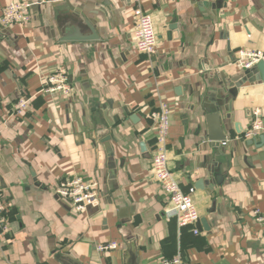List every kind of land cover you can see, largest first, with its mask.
<instances>
[{
    "label": "crops",
    "instance_id": "crops-1",
    "mask_svg": "<svg viewBox=\"0 0 264 264\" xmlns=\"http://www.w3.org/2000/svg\"><path fill=\"white\" fill-rule=\"evenodd\" d=\"M21 1L29 24L0 25V192L11 205L0 264H264L253 215L264 218V82L234 64L242 49L264 52V0H140L157 36L150 56L134 51L131 0ZM56 70L69 95L40 93L39 73ZM20 99L28 109L12 117ZM161 102L168 168L191 195L197 234L166 218L152 177ZM74 178L97 185V206L77 213L58 198Z\"/></svg>",
    "mask_w": 264,
    "mask_h": 264
},
{
    "label": "built area",
    "instance_id": "built-area-1",
    "mask_svg": "<svg viewBox=\"0 0 264 264\" xmlns=\"http://www.w3.org/2000/svg\"><path fill=\"white\" fill-rule=\"evenodd\" d=\"M135 4L133 10L132 38L134 51L137 54L153 55L156 51L157 36L151 16L144 12L139 4L140 0H131ZM30 4L21 0H10L0 13V25L4 28L17 27L23 29L30 22ZM259 62H264V52L242 49L238 52V59L234 63L240 70L251 71ZM40 93L49 96L69 95L71 86L63 70L46 75L40 74ZM29 100L20 99L15 105L12 117L20 116L28 109ZM155 128V142L151 156V173L153 179L160 186L168 200V207L165 210L167 219H174L179 228L190 227L193 233L197 234L196 225L199 221L198 213L195 209L190 194H184L179 184L168 168L167 142L170 129V106L166 102L159 104L158 110L150 115ZM261 124L255 122L252 129L244 134L245 139L253 137L255 132L260 131ZM55 194L61 200L68 202L72 209L81 213L89 207H95L99 204V192L95 183H86L79 178L64 180L55 188ZM10 202L0 192V237L8 230L7 215L10 210ZM254 219L257 222L264 221V218L258 216L255 212ZM116 249L115 243L101 244L96 250L101 253H107ZM166 264H186L179 258L173 259Z\"/></svg>",
    "mask_w": 264,
    "mask_h": 264
},
{
    "label": "water",
    "instance_id": "water-1",
    "mask_svg": "<svg viewBox=\"0 0 264 264\" xmlns=\"http://www.w3.org/2000/svg\"><path fill=\"white\" fill-rule=\"evenodd\" d=\"M256 69L258 70L259 76L260 78L263 80L264 82V62H259L256 65Z\"/></svg>",
    "mask_w": 264,
    "mask_h": 264
}]
</instances>
